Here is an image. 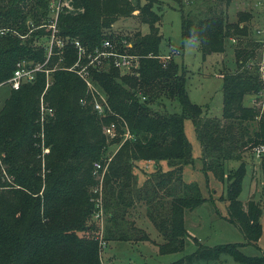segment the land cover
I'll use <instances>...</instances> for the list:
<instances>
[{"label":"trees","instance_id":"16d2710c","mask_svg":"<svg viewBox=\"0 0 264 264\" xmlns=\"http://www.w3.org/2000/svg\"><path fill=\"white\" fill-rule=\"evenodd\" d=\"M173 1L181 14V39L196 40L202 57L224 52L227 39L238 40L232 49L235 69L220 72L221 116L203 115L199 105L189 99L185 70L174 56L162 59L161 14L149 1L71 0L73 11L58 14L57 36L79 39L89 49L110 39L119 52L135 57V65L125 73L113 65L92 70L109 105L105 116L92 110V96L83 80L64 68L76 57L69 41L61 52L53 45L47 64L51 68L58 64L45 92L52 115L43 120L39 115L44 73L10 89L0 106V264H101L103 242L151 239L129 218L138 203L144 205L145 216L162 238L156 242L158 251H183L190 237L184 212L206 200L197 182L182 177L184 165L193 161L183 128L185 118L193 123L203 171L226 184L227 219L242 232L245 243L257 246L262 235V207L254 193L244 202L238 198L244 152L264 145V100L244 103L246 95L259 98L264 94V66L260 69L256 60L259 45L250 41L240 46L252 15L237 11L236 19H229L230 0H202L204 10L195 15L183 12L184 0ZM48 4L49 0H0V82L12 74L18 60L44 61L43 46L32 44L38 30L27 31L41 24L40 15L47 22ZM131 15L147 23L149 30L134 32L122 44L124 37L107 30L118 18ZM110 122L115 123V134L108 142L118 147L107 160L102 125ZM40 127L42 145L47 148L43 160L38 157ZM142 160L153 163L138 184L133 169ZM229 160L240 164L225 169ZM94 163L100 167L95 168ZM261 166L264 172V156ZM102 171L103 195L97 206V191L90 187ZM100 210L105 225L99 237L90 218ZM241 246L239 242L198 243L173 264H220L225 254L235 264H264V254H246Z\"/></svg>","mask_w":264,"mask_h":264},{"label":"rangeland","instance_id":"374dc122","mask_svg":"<svg viewBox=\"0 0 264 264\" xmlns=\"http://www.w3.org/2000/svg\"><path fill=\"white\" fill-rule=\"evenodd\" d=\"M50 1L52 2L55 0H49V3ZM148 1L152 4L155 11L161 14L158 26L160 33L162 34L160 44V53H162L163 56L162 59H167L168 55H171L172 57L174 56V59L177 60V63L186 72L185 84L189 99L199 105L203 115L220 117L222 108V79L220 77V72L235 69L232 49L238 40L227 39L225 43L226 50L224 52H211L202 57L196 40L181 39V14L176 2L173 0H141V3ZM255 1L256 0H230L229 6L226 9V14L229 19L235 20L237 11L250 12L252 18L249 21L248 33L246 37L242 38L243 42H241L240 46H244L247 42L255 41L260 47V55L256 60L258 61L257 63H259L260 69H263L264 47L260 45L259 37L255 34V29L261 22V11L255 5ZM204 3L202 0H184L183 12H189L190 15H195L198 12L200 13L204 10ZM63 7L64 5L61 9ZM73 9L74 7L72 8V6L70 8L65 7L62 11H73ZM134 13H136V11ZM41 16V24L38 26H30L27 34L30 31L38 30L39 33L33 35L34 39L32 44L43 46V52L46 54L47 46L51 38V24L53 22V20L52 22L50 21V18H53V11L50 10L49 4L46 23H43V17L45 15H40V17ZM108 29L109 30L107 31L113 36L118 35V37H124L121 41L122 44L124 41L129 42L126 38H128L127 36H133L134 32L139 31L145 33L149 30L147 23L140 22L134 15L118 18ZM47 31H49V34ZM25 35L24 37H21L22 41L27 37ZM57 52H59V50H57ZM133 59H135V57ZM132 63L135 65V60H133ZM53 66L57 67L58 64L54 63ZM108 67L109 63L106 62L100 70H105ZM118 70L120 73L129 71L128 69ZM52 79L53 73L49 76L50 83L52 82ZM49 85L45 90H42L38 99V101H40V97H43V101L47 106L49 104L46 101L45 92ZM10 89L11 88L7 83L0 84V106L9 95ZM260 98L264 100V94L259 98L254 95H246L244 97V103L247 105L259 103ZM167 107L170 110L172 109L171 105L168 103ZM255 124V122L251 124V129ZM103 126L104 125H102V128ZM183 128L185 135L192 146L193 161L184 165L182 177L186 182H197L202 194L206 197V200L193 210H186L184 212V226L190 237L186 239L183 251L169 253H160L158 251L156 242H161L162 238L153 224L145 216L144 205L138 203L135 204V207L132 210H130L129 218L134 220L136 226L142 227L151 239L148 241L112 240L106 243L103 242L100 251L101 264H173L175 260L184 254L193 251L198 243L212 246L226 242H239L242 244L241 250L246 254H264V172L262 171L261 166V159L264 156V150L259 156L255 154V149H250L244 152L245 171L242 177L241 190L238 195V198L244 202L252 193H254L255 200L258 201L262 207V214L259 219L262 225V235L257 241V246H255L245 243L242 232L235 224L227 219L226 200L224 199L226 184L217 180L211 172L203 171V164L200 157V145L195 136L193 123L190 118L184 119ZM43 133L44 131L42 127H40L39 132L37 133L40 139L39 144L41 148L38 157L42 160L47 151V148L45 149L42 145ZM108 138L111 137H106L107 142L110 140ZM117 147L118 144L108 142L105 149V159H111L115 154ZM142 161H138L136 165L137 167L133 169L138 184H141L144 178L143 171H150L151 164L153 163L151 161L150 164L146 163L145 166V164L141 163ZM239 164V160H229L227 165H225V169L228 167L235 168ZM162 165L165 166V164ZM105 168L106 166H104L103 170H105ZM103 172L104 171L99 174V177L104 175ZM95 179H97V182L90 187V190L100 189V193L97 191V197L100 194L102 199L103 191H101V182H103V177L100 179L97 176ZM90 219L98 227L97 234L100 237L103 226L105 225V214L103 213L98 217L94 214ZM220 264H235V261L232 256L225 254L223 255Z\"/></svg>","mask_w":264,"mask_h":264},{"label":"built area","instance_id":"2783aa9c","mask_svg":"<svg viewBox=\"0 0 264 264\" xmlns=\"http://www.w3.org/2000/svg\"><path fill=\"white\" fill-rule=\"evenodd\" d=\"M54 3V4H51ZM63 3V4H62ZM64 7L61 9V7ZM255 5L261 11V22L259 26L255 29V34L259 37V42L262 47H264V0H256ZM71 0H55L50 1L49 7L50 10L53 11V18H50L51 24V38L50 42L47 46V52L45 54L44 61H30L26 59H21L16 62L15 68L12 74L4 81L0 82V84L7 83L11 89H18L20 85L23 83L32 82L35 80L37 73H44L45 77V86L44 90L49 85V76L50 73L56 67H49L48 61L49 57L52 53L53 45L59 49V52L62 51L63 45L69 41L70 44L73 45L76 51V57L74 62L68 66L64 67L70 71L75 72L79 78L83 80L86 86V90L92 96V110H94L99 116H105L109 110V105L107 104L106 97L101 92L99 85L93 79L92 70H100L102 66L107 62L109 65H113L117 69L122 70H131L133 66V58L134 56L128 55L127 53L119 52L110 39H103L99 45H95L91 49H89L86 45H84L79 39L73 38H60L57 36V18L59 12H61L65 7H71ZM73 8V6H72ZM124 44V43H123ZM130 45V43H128ZM128 72V71H127ZM101 98V99H99ZM81 103H85V99H80ZM53 109L47 106L43 101V97H40L39 101V115L41 120L44 119L45 115H52ZM105 135L109 137H113L115 134V124L114 122H110L106 124L102 128ZM127 136V134H126ZM264 150V145H259L255 149V154L259 156L261 152ZM95 168H99L100 165L98 163H94ZM102 176L99 178L101 179ZM94 191H98L100 193V189H94ZM101 195L99 194L96 197V205L100 206ZM102 214V210L95 213V216L98 217Z\"/></svg>","mask_w":264,"mask_h":264},{"label":"crops","instance_id":"0c3cea01","mask_svg":"<svg viewBox=\"0 0 264 264\" xmlns=\"http://www.w3.org/2000/svg\"><path fill=\"white\" fill-rule=\"evenodd\" d=\"M150 162H151V161L148 160V161H142L141 163L145 164V166H146V163H149V164H150ZM161 163H162V164H165L164 162H161ZM151 166H152V164H151Z\"/></svg>","mask_w":264,"mask_h":264}]
</instances>
